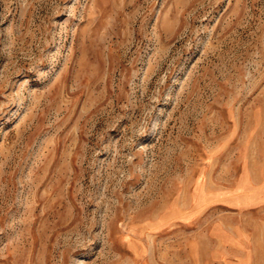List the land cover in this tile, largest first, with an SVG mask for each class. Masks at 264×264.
I'll return each instance as SVG.
<instances>
[{
  "label": "rangeland",
  "instance_id": "1",
  "mask_svg": "<svg viewBox=\"0 0 264 264\" xmlns=\"http://www.w3.org/2000/svg\"><path fill=\"white\" fill-rule=\"evenodd\" d=\"M258 117L264 0H0V264H264Z\"/></svg>",
  "mask_w": 264,
  "mask_h": 264
},
{
  "label": "crops",
  "instance_id": "2",
  "mask_svg": "<svg viewBox=\"0 0 264 264\" xmlns=\"http://www.w3.org/2000/svg\"><path fill=\"white\" fill-rule=\"evenodd\" d=\"M252 126H255V131H252ZM246 132H250L246 134L248 138L251 134V144L249 145L248 155H246L244 161L250 163L247 169H254V174L250 175L252 178L256 179V181H252L250 184L264 187V117H258L256 124L251 123ZM256 200L264 201V194L259 193Z\"/></svg>",
  "mask_w": 264,
  "mask_h": 264
}]
</instances>
